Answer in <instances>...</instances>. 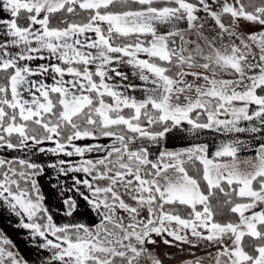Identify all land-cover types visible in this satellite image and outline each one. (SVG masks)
<instances>
[{"label":"snow or ice","instance_id":"1","mask_svg":"<svg viewBox=\"0 0 264 264\" xmlns=\"http://www.w3.org/2000/svg\"><path fill=\"white\" fill-rule=\"evenodd\" d=\"M0 264H264V0H0Z\"/></svg>","mask_w":264,"mask_h":264},{"label":"crops","instance_id":"2","mask_svg":"<svg viewBox=\"0 0 264 264\" xmlns=\"http://www.w3.org/2000/svg\"><path fill=\"white\" fill-rule=\"evenodd\" d=\"M0 226L5 228L10 238L20 247L21 251H25L24 241L21 239L22 233L17 232L15 229L8 228L2 221H0Z\"/></svg>","mask_w":264,"mask_h":264}]
</instances>
